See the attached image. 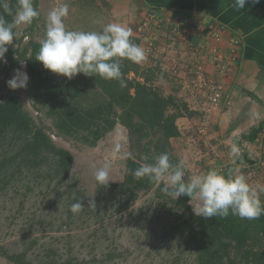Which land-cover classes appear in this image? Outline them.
<instances>
[{
    "label": "trees",
    "instance_id": "1",
    "mask_svg": "<svg viewBox=\"0 0 264 264\" xmlns=\"http://www.w3.org/2000/svg\"><path fill=\"white\" fill-rule=\"evenodd\" d=\"M8 2L15 11L16 0ZM39 2L33 0L40 12ZM5 19L11 21L12 16L5 14ZM39 20L41 14L27 26L24 34L28 40H24V34L14 38L0 61V86L14 68L27 73L29 80L23 88L24 94L37 112L29 111L17 93L0 94V191L23 176L48 177L64 186L65 219L77 214L71 211V205L77 201L83 205L79 216H91L95 221L104 218L105 208L114 214L123 212L134 217L145 214L140 219L142 231L146 229L147 219L150 223L146 236L169 238L176 250L172 260H162L163 263L264 264V215L253 220L231 212L226 218L197 216L193 210L194 198L184 195L173 200L164 192L163 183L133 175L143 163L142 157L128 156L123 180L110 181L107 185L98 183L95 197H88L72 175L74 152L57 144L53 135L80 146L95 147L108 133L122 126L135 139L133 146L147 156L144 162L153 163L160 154L167 153L171 162L180 166L173 147V139L181 134L178 119L194 112L184 99L165 93L158 66L123 60L124 87L118 80H105L99 75L78 73L69 79L51 72L36 60L39 41L45 34ZM131 39L139 46L143 41L142 35L135 32ZM192 73L195 75L193 70ZM144 195L148 196L145 208L136 211L134 206ZM260 199L264 202V198ZM104 236L108 237L107 231ZM35 242L31 241L29 248ZM0 249L11 264H74L70 257L55 256L58 250L54 247L40 261L31 259L28 250L11 252L3 246ZM121 254L116 249L109 250L104 261H115Z\"/></svg>",
    "mask_w": 264,
    "mask_h": 264
},
{
    "label": "crops",
    "instance_id": "2",
    "mask_svg": "<svg viewBox=\"0 0 264 264\" xmlns=\"http://www.w3.org/2000/svg\"><path fill=\"white\" fill-rule=\"evenodd\" d=\"M69 1L78 4L76 10L69 4L75 17L103 18L101 30L116 22L142 35V62L158 66L165 93L184 99L194 112L178 119L181 134L173 139L182 165L199 173L239 169L250 185L264 186V0H247L240 11L232 7V0ZM141 26L144 32L139 31ZM174 30H184L186 36ZM152 38L155 52L149 55L145 44ZM197 63L206 77L223 86L222 98L202 132L201 108L212 93L193 96L189 91ZM176 64L180 72L173 74L171 66ZM233 144L238 155L231 151Z\"/></svg>",
    "mask_w": 264,
    "mask_h": 264
},
{
    "label": "rangeland",
    "instance_id": "3",
    "mask_svg": "<svg viewBox=\"0 0 264 264\" xmlns=\"http://www.w3.org/2000/svg\"><path fill=\"white\" fill-rule=\"evenodd\" d=\"M72 8L78 5L66 0ZM65 0H57L49 3L40 0L39 9L41 20L39 26L45 28L47 12L53 7H58ZM54 2V1H53ZM76 10V9H75ZM90 12V11H89ZM87 10L85 13L91 15ZM74 11H69L65 18L66 27L71 30L102 31L103 18L75 17ZM93 16V15H92ZM27 26H21L20 36L24 34ZM173 34V33H172ZM24 40H28L26 34ZM175 36V35H174ZM14 68L6 76L3 86H0V94L12 91L23 100L25 107L37 114L33 109L29 98L24 94L23 88L11 89L7 81L14 75ZM206 126V125H205ZM203 130H201L202 132ZM57 144L71 149L75 154V163L72 175L79 180L80 186L87 192L88 197L94 198L98 183L94 178V170L110 164V181H122L125 174V160L130 154V138L126 128H119L108 133L95 147H84L73 141L53 135ZM120 143V151L115 150V144ZM138 152L136 157H142ZM175 153V148H174ZM175 155H177L175 153ZM29 185L30 189H28ZM64 186L51 182L50 179L33 175L23 176L22 179L12 182L0 191V248L3 246L11 252L28 250V256L35 260H44L48 249H57V257L62 259L71 258L74 264H168L163 263L172 260L176 250L170 244L169 238L151 235L146 236L150 230L148 219L145 221L146 229L141 230L143 221L141 217L129 213H113L107 208L102 209L104 218L95 221L91 216H79V212L71 219L67 217V209L63 197ZM148 196L144 195L138 200L134 208H145ZM264 200V199H263ZM194 206L198 201L193 199ZM148 211H145L146 213ZM64 213V214H63ZM42 221V222H41ZM66 223L70 226L66 225ZM105 231L107 236L105 237ZM31 241H36L31 245ZM139 243V245H137ZM163 247V249H161ZM116 249L121 256L115 261H104L105 253ZM161 249V253H159ZM103 260V261H102ZM190 264V261H188ZM0 264H11L0 249Z\"/></svg>",
    "mask_w": 264,
    "mask_h": 264
},
{
    "label": "clouds",
    "instance_id": "4",
    "mask_svg": "<svg viewBox=\"0 0 264 264\" xmlns=\"http://www.w3.org/2000/svg\"><path fill=\"white\" fill-rule=\"evenodd\" d=\"M259 2V0H255ZM247 0H232V7L240 11L245 9ZM0 61L4 60L8 45L20 36L21 26H29L40 16L34 7L33 0H16L13 11L8 0H0ZM5 14L12 20L5 19ZM69 16V5L64 3L47 12L45 34L39 41L40 48L36 60L56 74L69 79L78 73L99 75L105 80H118L121 87L126 86L122 79V62L129 60L141 63L145 59V50L132 42V28L121 23H108L102 31L71 30L66 27L65 18ZM29 77L20 69L7 81L11 89L26 88ZM122 145L115 144L120 151ZM233 154H239V148L233 144ZM185 165H174L167 153L160 154L153 163L143 162L133 175L136 178L148 177L156 183H163L164 192L173 200L181 196L195 198L198 203L193 210L197 216L204 218L239 216L242 219H258L264 215V186H252L239 169L225 174L221 170L206 173L192 172ZM97 183L107 185L110 180V164L94 170ZM187 176V178H185ZM90 203H92L90 201ZM83 205L77 201L71 205V211H81Z\"/></svg>",
    "mask_w": 264,
    "mask_h": 264
},
{
    "label": "built area",
    "instance_id": "5",
    "mask_svg": "<svg viewBox=\"0 0 264 264\" xmlns=\"http://www.w3.org/2000/svg\"><path fill=\"white\" fill-rule=\"evenodd\" d=\"M144 26H146V24H144ZM144 26L140 27V32H144L145 30H141L144 28ZM174 32H178L179 35L185 37L186 36V31H182V30H174ZM216 36L218 38L221 37V35L219 33L216 34ZM155 38L150 41H148L145 44V49H146V53L147 54H152L153 51L155 50ZM232 42H236V40H233ZM234 51V50H233ZM171 70L173 71V73H179L180 69L179 66L176 65H172L171 66ZM224 71V68L222 69ZM193 72L195 73V77L193 76V78L191 79V82L189 84V91L191 92V94L193 96H196L198 93H202L205 92L207 90L211 91V96L209 97V101L207 103L206 106H203L201 108L203 114H204V118H203V131L206 130V126H207V122L210 118V113L212 112V110L215 109V107L218 106V103L220 102L221 98H222V92H223V86L221 83H217L214 79L208 78L205 76L204 73V69L202 67V65H200V63L195 64V66L193 67ZM206 125V126H205Z\"/></svg>",
    "mask_w": 264,
    "mask_h": 264
},
{
    "label": "water",
    "instance_id": "6",
    "mask_svg": "<svg viewBox=\"0 0 264 264\" xmlns=\"http://www.w3.org/2000/svg\"><path fill=\"white\" fill-rule=\"evenodd\" d=\"M129 138H130V154L132 157H136L138 152L132 147V144L135 143V139L131 137V133L129 132ZM147 159V156L145 154L142 155V162H144Z\"/></svg>",
    "mask_w": 264,
    "mask_h": 264
}]
</instances>
